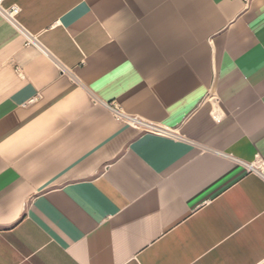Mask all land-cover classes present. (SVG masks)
Returning a JSON list of instances; mask_svg holds the SVG:
<instances>
[{
  "label": "crops",
  "instance_id": "1",
  "mask_svg": "<svg viewBox=\"0 0 264 264\" xmlns=\"http://www.w3.org/2000/svg\"><path fill=\"white\" fill-rule=\"evenodd\" d=\"M0 264H264V0H4Z\"/></svg>",
  "mask_w": 264,
  "mask_h": 264
},
{
  "label": "built area",
  "instance_id": "2",
  "mask_svg": "<svg viewBox=\"0 0 264 264\" xmlns=\"http://www.w3.org/2000/svg\"><path fill=\"white\" fill-rule=\"evenodd\" d=\"M4 0H0V12L2 14H4L6 17H8L10 20H12L13 22H18L17 21V15L20 12L21 8L17 5H13L10 8H6L3 5Z\"/></svg>",
  "mask_w": 264,
  "mask_h": 264
}]
</instances>
